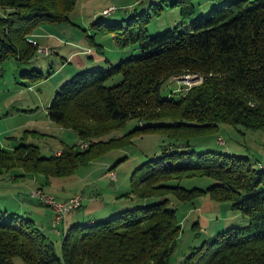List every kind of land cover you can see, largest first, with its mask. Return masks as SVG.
I'll return each instance as SVG.
<instances>
[{
    "label": "trees",
    "instance_id": "obj_1",
    "mask_svg": "<svg viewBox=\"0 0 264 264\" xmlns=\"http://www.w3.org/2000/svg\"><path fill=\"white\" fill-rule=\"evenodd\" d=\"M73 1L0 0V64L10 57L24 64L35 55L47 56V48L31 39L33 30L43 22L67 21ZM170 5H181L182 16L192 14L189 0H171ZM147 19L142 12L104 24L114 32L117 47L136 44L139 53L104 70L76 73L50 98L48 120L74 133L79 143L62 144L57 155L44 157L26 142V135L35 132L24 131L18 139L9 138L10 149L0 148V175L19 168V176L38 174L46 185L48 179L71 176L77 167L122 147L137 131L158 133L180 141V150L161 151L142 162L124 196L161 201L105 221L69 226L61 234L59 255L30 218L0 210V264H12L14 257L23 264H168L180 232L175 210L167 206L168 195L179 202L206 196L228 203L246 218L244 226L201 242L178 264H264V167L255 168L247 157L197 153L188 143L194 136L211 134L218 124L264 132V0L222 2L188 24L152 37L146 34ZM184 73L198 74L202 81L176 97L160 96L162 84ZM21 75L31 81L45 78L36 70ZM115 76L118 83L105 85ZM129 119L137 120L135 129L101 139ZM184 178L212 183L205 189H184L178 183Z\"/></svg>",
    "mask_w": 264,
    "mask_h": 264
},
{
    "label": "rangeland",
    "instance_id": "obj_2",
    "mask_svg": "<svg viewBox=\"0 0 264 264\" xmlns=\"http://www.w3.org/2000/svg\"><path fill=\"white\" fill-rule=\"evenodd\" d=\"M170 1L74 0L73 7L66 13L67 21L53 24L43 22V25L36 26L33 36L38 32L43 36L49 34L47 31H41V26L52 30L51 39H48V55H35L24 64L10 57L0 64V103L8 98L15 102L14 105L21 104L24 110L27 108L28 114H32L30 120L36 122L37 128L34 129L38 134H43H27L26 142L36 145L44 157L52 155L62 144H78L79 139L74 133L46 118L45 108L56 89L76 73L104 70L139 53L136 44L117 47L113 40L114 32L106 29L104 24H118L144 12L148 17L145 23L146 34L152 37L182 23L186 25L192 19L205 15L211 7L230 0H189L192 7V14L189 16H182L181 5L171 6ZM107 8H114L115 11L106 16L102 15V10ZM98 22L100 24H97ZM31 70L39 71L45 78L31 81L21 75ZM119 80V76H115L105 82V85L116 84ZM201 81L202 78L198 74L184 73L162 84L159 94L162 97H176L177 92L183 94L184 89L198 85ZM142 123L147 125L148 122ZM137 126V120L129 119L120 129L101 139L118 138ZM127 139L129 140L122 147L103 154L90 164L77 167L71 176L56 179L54 183L60 185L64 189L62 191L49 189L38 174L17 176L22 173L19 168L3 173L0 178V210L30 217L27 209H32L38 202L31 197L35 188H41L45 194L58 202L65 203L73 197H80V208L71 209L64 215L63 223L55 227L56 231L63 233L75 223L82 225L91 219L94 223L105 221L123 210L158 203L161 198L139 199L124 196L129 190V180L142 162L159 157L161 151L180 150L181 143L158 133L147 134L139 131L129 135ZM188 143L190 149L197 153L213 151L247 157L255 168L264 167V132L261 130L251 131L239 125L218 124L211 134L194 136ZM85 146L86 143L80 144V148ZM111 166L114 167L107 170ZM109 172L114 174V180L109 177ZM12 177H15V181L11 180ZM39 180L42 183H39ZM178 183L184 189H205L212 181L206 178H184ZM166 198L167 206L175 210V218L180 227L168 264H178L192 248L217 233L229 227H242L246 224V218L230 210L226 202L215 203L206 196L190 202H179L169 195ZM18 203H22L27 209L19 212ZM50 216L49 211L45 216L46 224L49 223ZM52 228L55 231L54 227ZM45 235L53 242L54 250L59 255L61 235L56 236L51 232ZM12 264L23 263L20 258L14 257Z\"/></svg>",
    "mask_w": 264,
    "mask_h": 264
},
{
    "label": "crops",
    "instance_id": "obj_3",
    "mask_svg": "<svg viewBox=\"0 0 264 264\" xmlns=\"http://www.w3.org/2000/svg\"><path fill=\"white\" fill-rule=\"evenodd\" d=\"M41 31L46 33L45 31L49 32V34H45L44 36L40 34V32H36L34 36H31V39L40 47H46L48 48L49 40L51 39L52 30L49 29L47 26H41ZM49 39V40H48ZM48 42L47 44H44L45 42ZM52 53V51H51ZM1 69V68H0ZM15 102H12L11 99H4L0 103V148L2 149H10L13 146V141H11L9 138H16L22 134L24 131H32L35 132L33 135L38 134L35 126L36 122L30 120V115L28 114V109L19 104V105H14ZM17 107V108H16ZM47 107V106H46ZM45 115H46V108H45ZM47 118V116H46ZM48 119V118H47ZM39 136L43 134H38ZM27 141V140H26ZM28 143V142H27ZM59 153V149L56 150L52 155H57ZM90 164V163H89ZM110 173V172H109ZM21 174V173H20ZM18 174L17 176H19ZM3 174L0 175V178ZM59 178H51L46 186L51 189L55 188L54 190H64L62 187L58 184H55L54 181ZM11 180L15 181V177H12ZM114 180V179H112ZM36 182V180H35ZM42 183L41 180H39V183ZM44 192V191H43ZM65 199H62V201ZM18 210L19 212L24 211L27 208H24L22 203H18ZM37 205V206H36ZM32 209H27V211L30 212V219L34 222L35 226L45 235L47 233H54L56 236H60L62 232H60L58 235L56 234V230L53 231L52 229V219H53V212L51 210H47V207L39 204L36 202L32 207ZM51 212V218L48 219L49 225L46 224V214L47 212ZM27 214V212L25 213ZM63 221V220H62ZM61 221V222H62ZM60 222V223H61ZM89 222H93L92 219L89 220ZM63 223V222H62ZM48 225V226H47ZM46 230V231H45ZM52 230V231H51ZM47 236V235H46Z\"/></svg>",
    "mask_w": 264,
    "mask_h": 264
},
{
    "label": "built area",
    "instance_id": "obj_4",
    "mask_svg": "<svg viewBox=\"0 0 264 264\" xmlns=\"http://www.w3.org/2000/svg\"><path fill=\"white\" fill-rule=\"evenodd\" d=\"M112 10L113 8H107L102 12V14L107 15ZM38 51L40 53L46 54L45 49H39ZM108 175L111 179H114L113 173H108ZM31 197L53 210L54 212V219L52 221L53 226L58 225L63 220L64 214L69 211L70 207H79V205L81 204L80 197H73L72 203L58 202V201H55L51 196L45 193H40L39 190L32 191Z\"/></svg>",
    "mask_w": 264,
    "mask_h": 264
},
{
    "label": "bare ground",
    "instance_id": "obj_5",
    "mask_svg": "<svg viewBox=\"0 0 264 264\" xmlns=\"http://www.w3.org/2000/svg\"><path fill=\"white\" fill-rule=\"evenodd\" d=\"M39 192L40 193H44V192H42L41 190H39ZM73 202V198L72 199H69L67 202H65V203H72ZM77 207H70L69 208V211L71 210V209H76Z\"/></svg>",
    "mask_w": 264,
    "mask_h": 264
}]
</instances>
